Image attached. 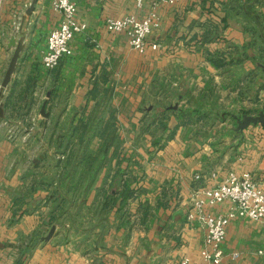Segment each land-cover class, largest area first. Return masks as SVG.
<instances>
[{
    "label": "crops",
    "instance_id": "crops-1",
    "mask_svg": "<svg viewBox=\"0 0 264 264\" xmlns=\"http://www.w3.org/2000/svg\"><path fill=\"white\" fill-rule=\"evenodd\" d=\"M34 1L35 11L28 16V21L32 31L38 34L39 45L22 55L10 84L4 87L10 64L9 43L13 38L12 35L4 38L5 32L13 19L16 22L15 15H24ZM76 1L77 19L88 25V31L72 42L73 56L65 58L53 71L44 68L42 57L47 50L49 34L61 22V14L43 0H5L0 9V264H15L18 257L15 246L26 249L35 244L28 264H179L184 257L194 264H205L200 252L204 247L206 228L201 222L188 220L194 192L190 181L195 172L201 171L202 165L198 156L201 154H193L199 149L198 143L173 145L174 139L160 150L158 155L162 158L158 163L154 161L148 167L147 185L153 188L156 183L158 188L153 206L164 183H180L183 201L177 207H155L150 210L151 214L140 211L138 220L145 226L138 223L125 255L120 250L122 237L117 238L121 235L119 230L106 240L113 250L109 254L101 248L95 254H86L77 249L72 240L63 243L65 237L58 226L52 240L37 245L36 235L45 231L44 223L57 211L45 202L58 195L51 186L57 177L53 162L44 172L41 157L44 152L51 156L52 151H62L65 134L74 142L77 136L81 145H87L85 149L101 152L104 141L98 134L85 143L94 124L92 112L98 98L91 92L94 88L107 90L111 85L116 86L124 62L128 70L141 71L135 56L145 61L151 72L145 84L147 95L154 97L159 90L157 76L165 78L167 75V82L171 67L178 66L182 71L179 89L183 96L189 87H194L198 104L207 108L227 104L230 107L224 111L240 110L249 105L256 106L253 102L258 99L264 104V0H190L173 6L161 5L159 0H143L142 7L138 0ZM156 4L161 29L153 33L151 41L158 43V50L148 49L145 55H140L131 49L125 34L109 33L105 28L108 18L135 15L143 19ZM206 36L207 42H204ZM128 55L133 59H128ZM213 55L223 56L225 65L214 66L210 62ZM42 90L50 95L49 105L55 107L51 113L47 110L48 118L40 117ZM135 97L137 101L141 100ZM114 104L119 105V99H115ZM205 111L209 110L200 109L198 114ZM87 122L89 131L86 130ZM244 133H247L246 140L238 148L239 154L234 157L232 166L239 174L250 173L254 182L264 189V128H249ZM155 147L158 151V145ZM116 149L110 147L109 154ZM116 165L117 158H114L113 166ZM199 183L203 187L213 185ZM91 197L89 203H93L95 195ZM108 197L99 204V212L113 208V212L117 211L116 206L106 205ZM229 206L224 203L208 208L206 212L217 215ZM103 222L104 226L95 218L90 223L94 229L97 227L94 236L99 245L105 238L103 231L108 223L107 220ZM224 250L227 257L222 264H264V223L235 220L227 229ZM260 251L263 254H259ZM233 253H239L240 257L233 259Z\"/></svg>",
    "mask_w": 264,
    "mask_h": 264
},
{
    "label": "rangeland",
    "instance_id": "rangeland-1",
    "mask_svg": "<svg viewBox=\"0 0 264 264\" xmlns=\"http://www.w3.org/2000/svg\"><path fill=\"white\" fill-rule=\"evenodd\" d=\"M28 11L24 12L19 32L16 29L19 24L17 14L15 15L16 22L13 19L8 25V32H5L4 38L7 39L9 35H12L18 43L16 47L10 49L8 57L10 64L17 53L18 65L22 61L23 54L36 49L39 45L38 34H35L34 30L32 31V25L28 21V16L32 15H29ZM90 45H95V43ZM128 56V59H133V56H131L132 58L130 55ZM134 59L137 60V66L140 64L141 71L128 70L124 62L122 68L120 67L122 70L121 79L117 80L116 86L111 85L107 90L97 88L93 91L92 96L98 98L92 112L94 124L91 125L90 131L88 128L89 123L86 124V130L89 133L86 135L85 143L91 142L96 134L101 133L106 128V134H113L115 137L114 147L118 148L117 156H113V152L109 154V151L107 155H104L102 150L101 152H95L92 149H85L87 145H81L82 141H79L77 136V141L74 142L71 140V136L67 134L63 135L66 140L61 142L63 144L62 151H52L51 156L49 152L43 153L41 157L44 161L42 171L46 172L51 165V161L53 162V169L56 170L54 174L57 177L51 186L55 188L53 192L56 191V194H58L56 198L52 196L46 200L45 205L51 206L53 210L57 209V213L54 211L53 215L49 216V220L44 223L45 231L38 232L39 234L36 235L34 241L37 245H43L52 240L58 226L62 229H60V233L62 232L65 237V240H62L63 243L72 240L75 247L86 252V254H95L99 248L109 254L113 250L108 246L109 242L106 240L112 237L111 234H114V231L119 230L121 235H116L117 238L122 237L120 250L123 252L122 255H125L131 246L130 238L134 230L142 224V221L138 220L140 211L145 212L146 210L150 213L152 212L150 210L155 207H177L183 201V197L180 198L182 192L181 187H179L180 183H164L160 196L157 197L156 202L154 201L156 204L154 203L155 206H153V198L158 189L157 184L155 183L153 188L147 185L149 183L148 167L152 166L154 161L158 163L162 158L158 155L160 150H163L170 141L172 143L174 139L173 145L178 143L192 146L194 143H198L199 149L193 154H201L198 156L202 165L200 167L201 171L195 172L190 181V186L194 189L193 196L198 189L203 187L199 182L205 184L204 181L195 180L197 174L212 172L222 174L231 170L239 174L232 164L234 163V157L239 154L238 148L246 140L247 133L244 132L249 128H261L263 126L252 124L247 129L238 131V120L242 121L245 116L255 117L264 113V104L259 102L258 99L253 102V104L256 103V106L250 107L249 105L244 109L242 107L240 110L230 109V111H224L227 107H230L227 104L221 106L217 104L207 108L204 104H198L194 95V87H189L187 93L183 96L182 91L179 89V78L182 76V71L178 70V66L171 67L170 72L167 73V82L165 81L167 75L165 78L163 75L156 77L160 91L154 89L157 91L154 98L153 95H147L145 84L148 79L147 76L151 74L146 68L147 63L136 56ZM135 96L140 97L141 100L137 101ZM40 97L42 98L40 103L42 107L46 103V113L47 110L51 113L55 107L54 104L49 105L50 97L46 90L41 91ZM131 97H135L133 101ZM156 97H159V99ZM115 99L120 101L117 106L114 104ZM200 109L209 111L198 114ZM61 110L62 108L59 107V112ZM231 113H235L237 116L232 117ZM40 117L45 118L42 114H40ZM107 124L113 125V127L108 129ZM99 128H101L100 131ZM173 131V137L170 139L169 137ZM80 135L82 134L80 133ZM156 142L160 143H157L158 151L155 147ZM193 154L192 156H194ZM114 158H117V164L120 162L119 167L118 165L113 166ZM45 163L47 164L46 167L44 166ZM65 179L66 182L63 183ZM125 184H129L131 189L135 191L133 198L127 200L124 205H122L121 199L118 198L114 205L117 207L115 212H113L114 208L99 212V204L112 193L121 192ZM92 195H95V202L89 203ZM97 197L100 199H97ZM108 201L111 200L108 199ZM95 218L100 219L103 226L104 220L108 222L105 223L106 228L103 231L105 238L100 240V245L96 243L94 236L97 227L94 229L93 225H90L91 220ZM119 225H122L120 229H118ZM72 226L75 229H71ZM53 228H55V233L51 239L47 240ZM94 243H96L95 246ZM35 247L36 244L34 247H27L26 249L22 248L21 245L15 246V252L18 255L15 264H28L29 255Z\"/></svg>",
    "mask_w": 264,
    "mask_h": 264
},
{
    "label": "built area",
    "instance_id": "built-area-1",
    "mask_svg": "<svg viewBox=\"0 0 264 264\" xmlns=\"http://www.w3.org/2000/svg\"><path fill=\"white\" fill-rule=\"evenodd\" d=\"M5 0H0V9ZM49 2L54 10L61 14V22L48 36L47 50L42 57V65L49 71L56 70L65 58L73 56L72 42L88 31V25L77 19L78 4L76 0H43ZM190 0H159V4L173 6ZM142 7L143 0H138ZM157 4L147 16L139 19L135 15L122 18H108L105 28L109 33L125 34L133 51L145 55L148 49L158 50V43L151 41L154 32L161 29V19ZM23 14L18 16L17 32L22 26ZM196 181L213 185L198 189L193 196V210L188 216L189 222L198 221L206 228L204 247L200 252L205 264H222L227 257L224 243L227 229L238 219H248L264 223V189L259 187L250 173L237 174L231 170L223 175L219 172L197 174ZM229 203V208L217 215L206 212V209ZM259 254H263L262 251ZM233 259L239 253L231 254ZM179 264H194L184 257Z\"/></svg>",
    "mask_w": 264,
    "mask_h": 264
},
{
    "label": "trees",
    "instance_id": "trees-1",
    "mask_svg": "<svg viewBox=\"0 0 264 264\" xmlns=\"http://www.w3.org/2000/svg\"><path fill=\"white\" fill-rule=\"evenodd\" d=\"M207 36L206 38H204V42H207ZM210 62L216 66V67H223L225 65V61L223 56H210ZM92 90L91 95L93 94ZM108 129H110V127H113V125L107 124ZM107 129L105 128L104 131H102L101 133L98 134L99 138L102 139L104 141V146L102 148V152L104 153V155H107L109 148L110 147H114V141H115V137L113 134H106ZM172 135L169 137L170 139L173 137L174 131L171 133ZM160 144L159 142H156L155 145ZM118 149V148H117ZM115 150L113 156H117L118 150ZM118 165L120 166V162L118 163ZM135 193L134 190L131 189V186L129 184H125L123 190H121V192H117V194H111L108 199H110L111 201L109 202L107 199L106 205H109L110 203H112V205H115L116 202L118 201V198L121 199V203L122 205H124L127 200L133 198V194ZM117 197H116V196Z\"/></svg>",
    "mask_w": 264,
    "mask_h": 264
},
{
    "label": "water",
    "instance_id": "water-1",
    "mask_svg": "<svg viewBox=\"0 0 264 264\" xmlns=\"http://www.w3.org/2000/svg\"><path fill=\"white\" fill-rule=\"evenodd\" d=\"M35 4H36V2L34 1L31 5L30 10L28 11L29 15H31L32 12L35 11ZM16 45H17L16 39L12 38L10 43H9V48L12 49V48L16 47ZM17 58H18V53L16 54L15 58L13 59L12 63L10 64V67L6 73L5 80L3 83L4 87H7L11 82L12 75L14 74L15 69H16V65H17ZM49 97H50V95H49ZM41 114L45 118L49 117V114L46 113V103L42 107ZM252 124H255V125L261 124L264 127V113H261V114H259V116H255V117L254 116H245L242 121L238 120L237 130L243 131V130L247 129ZM54 233H55V228H53L51 230L50 234L47 237V240L51 239L53 237Z\"/></svg>",
    "mask_w": 264,
    "mask_h": 264
}]
</instances>
